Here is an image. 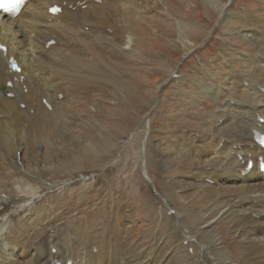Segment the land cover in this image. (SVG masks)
<instances>
[{"label":"bare ground","instance_id":"bare-ground-1","mask_svg":"<svg viewBox=\"0 0 264 264\" xmlns=\"http://www.w3.org/2000/svg\"><path fill=\"white\" fill-rule=\"evenodd\" d=\"M53 5L61 8L57 16L48 14ZM141 16L128 0H30L15 19L0 15V46L6 48L0 50V205L8 208V215L0 217V264H264V184H260L264 175L256 162L263 151L254 143L257 132L264 134V123H259L264 119V26L245 35L255 46L250 58L244 59L250 72H228L229 82L246 84L241 88L253 95L239 100L230 94L222 102L219 89H206L219 100L220 108L213 114L220 118L209 125L211 133L187 134L176 143L182 162L192 160L181 185L191 180L203 191V202L211 201L204 214L196 217L182 205L176 176L173 180L169 176L176 175L173 156L157 159L155 151L150 162L157 172L169 176L174 187L161 197L158 210H150L154 234L147 250L131 245L118 212L112 211L107 225L102 223L105 216L96 214L90 227H81L75 243L69 231L47 226L56 218L45 216L37 204L41 196L34 195L43 185L49 186L46 175L77 171L92 175L112 164L98 156L81 127L86 123L84 115L75 110L87 112L101 90V95L110 89L121 94L130 85L134 70L125 57L140 51L141 37L134 33L131 21ZM10 59L18 63L19 74L8 69ZM126 92L131 98V92ZM96 107L101 122L92 130L101 136L110 112L105 105ZM114 116L123 118L119 112ZM146 128L147 121L138 131L129 132L128 127L125 131L129 132L127 147L136 145L137 168L144 173ZM249 160L254 166L247 172ZM133 173L131 168L122 185L118 179L113 181L114 193L121 188L128 194ZM88 185L84 183L79 200L85 199ZM20 193L26 197L19 198ZM51 208V213L61 215ZM56 221L58 227L65 224ZM226 226L232 231L230 244L222 237Z\"/></svg>","mask_w":264,"mask_h":264},{"label":"rangeland","instance_id":"rangeland-1","mask_svg":"<svg viewBox=\"0 0 264 264\" xmlns=\"http://www.w3.org/2000/svg\"><path fill=\"white\" fill-rule=\"evenodd\" d=\"M128 1L142 13L140 19L131 21L134 33L141 39L138 41L139 48L137 47L140 51L125 57L128 64L132 62L129 65L134 70L129 81L130 85L124 87L121 94L110 89L101 95V90L94 95L95 103L90 104L87 112L80 108L75 110V114L84 115L86 123L81 127L87 131L89 140L97 149L98 156L103 162L111 161L112 164L104 169L105 172L92 173V175L85 171L46 175L44 180L47 184L49 183V186L43 185L34 195L41 196L37 204H41L45 216L56 218L59 223H65L58 227L57 221L54 220L47 226L52 228L51 230L69 231L71 238L74 237V243L79 237L78 234L82 233L81 227H90L93 224V218L99 213H101L99 216H105L102 223L107 225V220L112 214L118 212L123 230L128 229L125 232L131 238V245L142 251L149 248L151 236L153 237L154 234L149 216L153 210L159 209L161 197L165 196V192L174 187L172 182L174 178L180 186L178 191L182 198L180 202L194 216L199 217L204 214L210 205L211 201L203 202V191L201 192L200 187L192 185L191 180L181 185V179L183 181L189 176L188 163L192 160L182 162L183 158L175 152L178 151L176 143L177 140L186 138L187 134L192 136L200 131L211 133L209 125L215 124L220 118L213 114L217 108H220L219 100L225 102L230 94L237 95L239 100H245L246 96L253 95L242 89L246 87V84H242L241 88L239 83L235 86L233 82H229L228 72L230 70H236L239 73L250 72L251 68H246L248 65L245 58L248 60V57L254 53L255 46L245 35L259 26H264V0ZM226 10L228 12L225 14ZM263 33L264 30L262 31L264 37ZM158 57L161 60L163 58L164 61L162 63L157 61ZM125 61L122 60L121 63ZM212 87L219 89L223 94L218 103L213 99L212 92L208 91ZM126 91L131 92V98ZM61 93L64 94V92ZM210 93L213 98L210 97ZM258 99L260 100L259 97ZM101 105H105L110 115L105 120L106 129L103 130V135L99 136L93 132L92 127L101 122V117L95 113L98 108L96 106ZM130 105H133L134 109H131ZM111 112L113 115L119 112L123 118L118 120L111 115ZM146 121L148 129L146 128L145 133L147 143L145 161H148H146L147 167L144 173L137 168L140 156L136 155V145L132 143L127 147V143L129 132L138 131ZM74 126L77 128L78 125L74 124ZM81 127L77 129L81 130ZM127 127L129 132L125 133ZM118 145L121 148H118ZM155 153L157 159L168 154L173 156L176 175H169L172 180L154 169L155 163L153 165L152 160ZM16 155L19 156V154ZM131 168H134V173L128 194L121 188L117 189L118 194L114 193L113 181L118 179L122 185L121 180L127 176ZM84 183L89 184L91 188H86L85 199L79 200ZM115 195L116 199L119 198L118 200L115 199ZM17 196L26 197L23 193ZM216 196L214 195L213 199ZM51 206L61 215L56 216L51 213ZM0 210L2 211L0 217L8 215L7 207L0 205ZM74 217H77V222ZM81 219H88L89 222ZM75 227V233L70 231ZM226 227L228 230H222V232L225 231L222 237L224 243L230 244L233 241L232 231L229 226ZM84 235H82L83 240H85ZM24 261H26L25 258Z\"/></svg>","mask_w":264,"mask_h":264},{"label":"snow or ice","instance_id":"snow-or-ice-1","mask_svg":"<svg viewBox=\"0 0 264 264\" xmlns=\"http://www.w3.org/2000/svg\"><path fill=\"white\" fill-rule=\"evenodd\" d=\"M23 2L24 0H8V6L17 7Z\"/></svg>","mask_w":264,"mask_h":264}]
</instances>
